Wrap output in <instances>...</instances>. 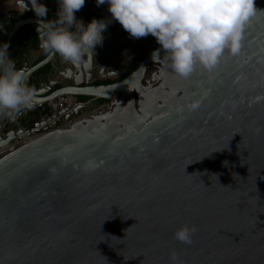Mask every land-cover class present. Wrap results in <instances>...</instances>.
Masks as SVG:
<instances>
[{"label": "water", "instance_id": "obj_1", "mask_svg": "<svg viewBox=\"0 0 264 264\" xmlns=\"http://www.w3.org/2000/svg\"><path fill=\"white\" fill-rule=\"evenodd\" d=\"M44 2L47 17L12 28L1 17L0 41L26 24L40 38L59 7ZM76 15L111 13L86 0ZM104 34L91 64L52 51L37 61L41 43L15 59L40 102L0 114V264H264V12L238 52L187 78L154 35L132 42L118 20ZM139 50L132 72L103 82ZM62 93L76 103L43 127V102ZM183 223L196 226L191 244L174 236Z\"/></svg>", "mask_w": 264, "mask_h": 264}, {"label": "clouds", "instance_id": "obj_2", "mask_svg": "<svg viewBox=\"0 0 264 264\" xmlns=\"http://www.w3.org/2000/svg\"><path fill=\"white\" fill-rule=\"evenodd\" d=\"M85 2L58 0L56 17L38 23L42 48L58 53L73 65L91 64L96 46L103 45L109 23L118 20L131 36L154 35L165 50L162 58L184 78L198 66L213 69L225 50L238 52L246 23L264 12V8H257L256 0H96L98 5L107 3L111 16H94L85 22L76 15ZM32 7L39 17H47L44 0H32ZM45 20L53 22L43 24L41 31ZM9 48L10 41H0V114L15 116L21 109L34 107L40 99ZM161 48L153 51V58L161 57ZM195 232V225L183 223L175 229L174 236L191 244Z\"/></svg>", "mask_w": 264, "mask_h": 264}, {"label": "crops", "instance_id": "obj_3", "mask_svg": "<svg viewBox=\"0 0 264 264\" xmlns=\"http://www.w3.org/2000/svg\"><path fill=\"white\" fill-rule=\"evenodd\" d=\"M12 11L16 12V14L19 16V19H10L9 23L7 24L10 28H12L18 20L25 18L31 19V17H38L34 8L32 7V0H6V2L0 8V18L7 16ZM35 28L36 24H26L22 26L20 30L14 35L13 41L10 44H16L17 47L20 44L23 50V52L21 50L20 54H18V58L23 57L28 50L39 48L40 38L35 32ZM49 52V50L45 49L44 54L40 56L37 61L43 59ZM28 122L30 121H26L25 124ZM63 123V121H59V124Z\"/></svg>", "mask_w": 264, "mask_h": 264}, {"label": "built area", "instance_id": "obj_4", "mask_svg": "<svg viewBox=\"0 0 264 264\" xmlns=\"http://www.w3.org/2000/svg\"><path fill=\"white\" fill-rule=\"evenodd\" d=\"M5 2H6V0H0V8L3 6V4ZM7 17H9L10 19H13V20L19 19V16L14 11L10 12L7 15ZM120 74L121 73H118V74L112 75V76L107 75V76L103 77V80L109 79L111 77L116 78ZM76 101H77V97L73 94H70V93H62V94L57 95L54 98H51L47 101H44L43 102V115L41 117V121L46 122V123L43 125V127H46L47 120L54 110H57V109L62 110V109H66L68 107H71L76 103ZM91 107L95 108V107H97V104H93ZM46 128H48V127H46Z\"/></svg>", "mask_w": 264, "mask_h": 264}, {"label": "trees", "instance_id": "obj_5", "mask_svg": "<svg viewBox=\"0 0 264 264\" xmlns=\"http://www.w3.org/2000/svg\"><path fill=\"white\" fill-rule=\"evenodd\" d=\"M21 50H22V48H21V45L20 44L18 45V47L16 46V44H12L10 46V49H9V51L12 54V56H13L14 59H17L18 58L17 56H18V54H20ZM22 52H23V50H22ZM142 56L143 55L141 54L139 56V58H141ZM139 58L136 61H134V63L132 65H130V67H128V69L126 70V72H124L121 76H119V78L117 80L123 79L130 72H132L137 67V65H138V63L140 61ZM105 82H110V80L105 81ZM80 98L81 99H86L87 97H80ZM97 101H98V103H97L98 105L107 102L106 99H98Z\"/></svg>", "mask_w": 264, "mask_h": 264}, {"label": "flooded vegetation", "instance_id": "obj_6", "mask_svg": "<svg viewBox=\"0 0 264 264\" xmlns=\"http://www.w3.org/2000/svg\"><path fill=\"white\" fill-rule=\"evenodd\" d=\"M130 38H132V42H134V41L137 39V37H134V36H131ZM139 44H140V43H138L136 47H138ZM136 47H135V49H136ZM143 50H144V49H143ZM143 50H139V52L136 54V56L132 59L130 65H132V64L134 63V61H136V60L139 58V56H140L141 54L144 56L145 51H143ZM143 56H142V57H143ZM142 57L139 58V60H141ZM128 62H129L128 59H125V64H127ZM130 65H129V67H130ZM127 69H128V68L126 67V69L123 70V72H121V74L118 75L116 78H112V77H111V78H109V79H105V80H103V82L108 81V80H110V82H111V81H116V80L119 78V76H121L124 72H126ZM80 99H81V98H80ZM87 99H89V98L81 99V100H84V101H85V100H87ZM97 103H98L97 100H93V104H97ZM97 105H98V104H97Z\"/></svg>", "mask_w": 264, "mask_h": 264}]
</instances>
